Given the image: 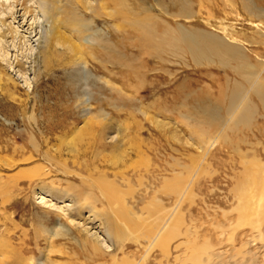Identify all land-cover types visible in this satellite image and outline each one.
I'll return each mask as SVG.
<instances>
[{
    "label": "rangeland",
    "instance_id": "374dc122",
    "mask_svg": "<svg viewBox=\"0 0 264 264\" xmlns=\"http://www.w3.org/2000/svg\"><path fill=\"white\" fill-rule=\"evenodd\" d=\"M135 1L131 13L139 19L132 17L120 32L108 19L93 22L90 40L102 36L110 43L104 45L100 56L105 70L102 64H79L68 72H48L43 77L47 81L29 91L35 101L33 110L17 105L0 90V242L4 241L11 252L9 261L16 250L28 264H72L79 263L81 252L74 228L49 209V204L70 205L69 200L41 194L46 202L43 205L38 199L39 191L33 192L28 179L19 177L42 164L36 159L22 161L32 152L31 133L41 141L49 139L52 145L56 141L54 134L67 138L68 126L77 125L81 118L93 117L103 124L132 127L131 130L141 123L143 138L153 141L160 155L172 162L171 157H177L183 144L189 143L188 131L175 122L193 126V117H197L199 127L218 138L209 150L213 158L209 156L202 166L199 192L185 205V223L201 235L197 239L190 236L191 241L202 246L209 239L215 249H226L230 230L213 227L215 222L224 221L222 216L207 217L199 210H207L224 198L234 183L233 171L246 167L264 175V0H187V11H182L176 1L164 11L161 6L165 0ZM129 8L125 10L129 12ZM150 12L157 19L140 20ZM15 51L9 49L6 61L12 67L7 68V73L18 87L11 95L23 100L27 89L18 72L23 70L32 79V71L29 61ZM16 56L22 69L15 67ZM106 79L112 84H106ZM59 84H71L75 92L62 93ZM58 89L61 93L57 94ZM32 111L35 122L27 120ZM155 122L158 128L153 126ZM117 142L123 148V141ZM184 149L186 155L191 152L189 146ZM106 153L108 150L102 155L108 156ZM186 157L182 159L185 165L189 163ZM71 162L67 161V165L73 168ZM48 177L60 189L69 187L65 181L55 180L65 179L59 173ZM132 183L134 191H128L134 200L130 195L127 200L138 213L144 204L140 199L143 187L139 188L135 179ZM257 196L256 193L254 198ZM64 211L62 214L68 213L66 216L75 224L98 232L86 212ZM250 220L253 222L247 224L257 221ZM218 237L223 240L221 246L216 245ZM51 243L62 251L51 254ZM232 248L229 245L228 249Z\"/></svg>",
    "mask_w": 264,
    "mask_h": 264
},
{
    "label": "bare ground",
    "instance_id": "6f19581e",
    "mask_svg": "<svg viewBox=\"0 0 264 264\" xmlns=\"http://www.w3.org/2000/svg\"><path fill=\"white\" fill-rule=\"evenodd\" d=\"M173 1L182 11L188 10L187 0H165L161 10L164 11ZM135 2L0 0V90L8 94V98L14 99L17 105L29 106L33 110L35 101L29 91L33 86L41 87L47 81L43 77H47L48 72L55 73V69L68 72L79 64H102L105 70L100 56L104 45L110 43L102 36L90 40L93 22L108 19L120 32L132 17L138 18L137 14L131 13V6ZM126 6L130 7L129 12L125 10ZM155 17L150 12L140 17V20L152 22ZM113 47L116 49L117 44L114 43ZM9 49L20 52L21 58L29 61L32 71V79L23 70L17 71L27 89L23 100L11 95L18 87L7 73V68L12 67L6 61ZM14 61L15 67L22 69L17 56ZM104 82L112 84L108 79ZM58 88L62 93L75 92L71 84H59ZM59 89L56 90L57 94L61 93ZM27 120L35 122L33 111L27 115ZM193 121V126L175 122V125L188 131L189 143L183 144L177 157H171L172 162L168 161L166 155H160L153 141L143 138L140 131L144 127L141 123L131 130L132 127L123 129L103 124L93 117L81 118L77 125L68 126L67 138L54 134L56 141L52 145L47 142L49 139L43 138L41 141L31 133L29 143L32 152L22 161L40 160L42 164H36L19 177L28 179V185L34 188L33 192L39 191L38 199L43 205L46 202L42 195L46 194L69 200L70 205L57 207L49 204V209L58 217L65 218L75 230L81 252L77 257L79 263L72 264H264V175L256 170L248 171L245 167L233 171L234 183H229L231 186L227 188L224 198L218 199L207 210H199L207 217H223L224 221L215 222L213 227L230 230L227 232L228 243L233 248L228 249V245L226 249H215L207 238L202 246L190 240V236L195 235L197 239L201 235L195 234V228L185 223V205L192 202L196 192H199L202 166L218 138L202 130L197 117L194 116ZM156 122L153 126L158 128ZM118 140L123 141V148L118 145ZM187 146L191 152L186 155L184 148ZM104 150H108V156L102 155ZM70 151L73 152L72 156L65 154ZM185 156L189 162L187 165L182 161ZM69 160L73 168H78H70L67 165ZM52 173L63 175L65 179L55 180L65 181L69 187L60 189L55 186L54 180L48 177ZM133 179L139 183V188L143 187L140 199L144 204L138 213L134 204H128L127 200L130 199L127 197L129 195L134 200L128 191L132 190ZM256 193L257 199L254 198ZM64 208L86 212L90 222L97 225L98 232L69 220L66 216L68 213L62 214L66 212ZM251 218L257 221L247 224L253 222ZM190 222L193 223V220ZM246 225L249 228H245ZM221 240L218 237L217 246L222 245ZM50 247L51 254L62 251L55 249L53 243ZM9 254L11 252L5 242H0V264H28L24 263L18 251L14 250L12 261H9Z\"/></svg>",
    "mask_w": 264,
    "mask_h": 264
}]
</instances>
